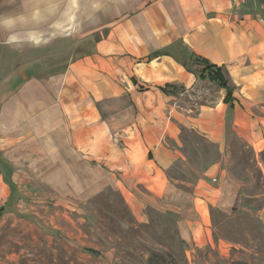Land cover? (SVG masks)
<instances>
[{"label": "crops", "instance_id": "obj_1", "mask_svg": "<svg viewBox=\"0 0 264 264\" xmlns=\"http://www.w3.org/2000/svg\"><path fill=\"white\" fill-rule=\"evenodd\" d=\"M262 20L264 0H0V219L22 181L58 203L114 189L175 216L188 252L213 247L238 184L220 160L187 187L170 171L185 133L264 148Z\"/></svg>", "mask_w": 264, "mask_h": 264}, {"label": "rangeland", "instance_id": "obj_2", "mask_svg": "<svg viewBox=\"0 0 264 264\" xmlns=\"http://www.w3.org/2000/svg\"><path fill=\"white\" fill-rule=\"evenodd\" d=\"M183 138L182 159L170 171L177 185L187 187L218 160L238 184L231 212L212 210L213 247L188 252L175 216L133 207L114 189L81 202H48L26 180L0 219V264H264V148L231 138L220 153L192 133ZM219 241L227 252L218 250Z\"/></svg>", "mask_w": 264, "mask_h": 264}, {"label": "trees", "instance_id": "obj_3", "mask_svg": "<svg viewBox=\"0 0 264 264\" xmlns=\"http://www.w3.org/2000/svg\"><path fill=\"white\" fill-rule=\"evenodd\" d=\"M196 62L203 66V69L199 73V78L208 79L210 81L216 82L226 92V96L224 100L226 102H230L232 100L231 98L232 90L228 85V82L222 72L221 67L212 65L202 58L196 59ZM229 264H247V263L242 260H235V261H231Z\"/></svg>", "mask_w": 264, "mask_h": 264}, {"label": "built area", "instance_id": "obj_4", "mask_svg": "<svg viewBox=\"0 0 264 264\" xmlns=\"http://www.w3.org/2000/svg\"><path fill=\"white\" fill-rule=\"evenodd\" d=\"M262 24H263V27H264V20H262Z\"/></svg>", "mask_w": 264, "mask_h": 264}]
</instances>
